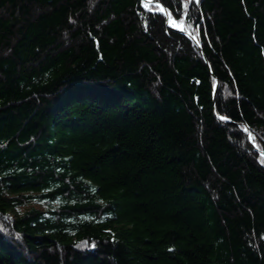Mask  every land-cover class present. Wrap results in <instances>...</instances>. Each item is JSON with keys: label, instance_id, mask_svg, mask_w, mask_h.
Masks as SVG:
<instances>
[{"label": "trees", "instance_id": "16d2710c", "mask_svg": "<svg viewBox=\"0 0 264 264\" xmlns=\"http://www.w3.org/2000/svg\"><path fill=\"white\" fill-rule=\"evenodd\" d=\"M0 0V264H264V0Z\"/></svg>", "mask_w": 264, "mask_h": 264}, {"label": "water", "instance_id": "95a60500", "mask_svg": "<svg viewBox=\"0 0 264 264\" xmlns=\"http://www.w3.org/2000/svg\"><path fill=\"white\" fill-rule=\"evenodd\" d=\"M148 1L149 3L151 4H156L160 7L161 11L164 13V15L166 16V19H167V25L170 29L174 30V31H177L185 36H187L189 39H191L193 42H195L199 47H200V44L198 43L197 39L194 38L192 35L188 34L187 32H185L182 28H176V26L172 23V21L170 20V17H169V13H168V10L166 8L165 5L161 4V3H158V2H154L153 0H146Z\"/></svg>", "mask_w": 264, "mask_h": 264}, {"label": "rangeland", "instance_id": "374dc122", "mask_svg": "<svg viewBox=\"0 0 264 264\" xmlns=\"http://www.w3.org/2000/svg\"><path fill=\"white\" fill-rule=\"evenodd\" d=\"M148 2V1H147ZM151 4V3H150Z\"/></svg>", "mask_w": 264, "mask_h": 264}]
</instances>
